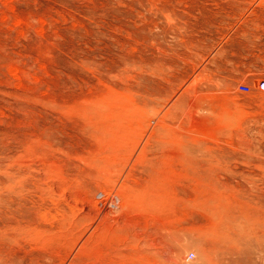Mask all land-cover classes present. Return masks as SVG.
<instances>
[{
    "label": "rangeland",
    "instance_id": "374dc122",
    "mask_svg": "<svg viewBox=\"0 0 264 264\" xmlns=\"http://www.w3.org/2000/svg\"><path fill=\"white\" fill-rule=\"evenodd\" d=\"M0 264H264V0H0Z\"/></svg>",
    "mask_w": 264,
    "mask_h": 264
},
{
    "label": "bare ground",
    "instance_id": "6f19581e",
    "mask_svg": "<svg viewBox=\"0 0 264 264\" xmlns=\"http://www.w3.org/2000/svg\"><path fill=\"white\" fill-rule=\"evenodd\" d=\"M210 203L211 202V199H209V197L208 198H205L204 200H202V204H205V203ZM224 209H226V207H224L223 208V210ZM227 216H231V214L230 213H228L227 214ZM229 218V217H228ZM218 228V227H217ZM220 228V227H219ZM218 228V229H219ZM227 228V227H226ZM225 229V228H224ZM208 230V229H207ZM228 232V231H227ZM226 233V231L224 232V231H215V232H211V234L215 237L216 235L218 236V235H221V234H225ZM210 234V235H211ZM236 234H238V233H236L235 231L234 232H231L230 233V235L228 234L227 235V238L229 239V241L231 240V241H238V242H240L241 244L242 243H245V241H246V243L248 244L249 243V238H244L245 240H243V238H240V237H238V236H235ZM247 244H245V245H247ZM250 245V244H249ZM243 248H245V247H243ZM250 248V247H249ZM251 249V248H250ZM233 250V249H232ZM243 250H245V249H241V251H243ZM233 251H237L236 249L235 250H233ZM227 251H224V253H226ZM231 252H228V254H230ZM247 254V253H246ZM251 254V253H250Z\"/></svg>",
    "mask_w": 264,
    "mask_h": 264
},
{
    "label": "built area",
    "instance_id": "2783aa9c",
    "mask_svg": "<svg viewBox=\"0 0 264 264\" xmlns=\"http://www.w3.org/2000/svg\"><path fill=\"white\" fill-rule=\"evenodd\" d=\"M248 88H249V87H248V85H246V84H242V85H241V89H246V90H247ZM192 255H193V253H190V254H189V256H192Z\"/></svg>",
    "mask_w": 264,
    "mask_h": 264
}]
</instances>
